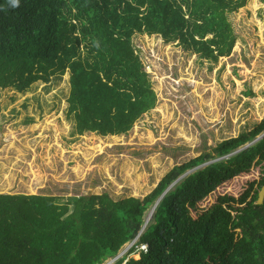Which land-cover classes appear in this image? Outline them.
Segmentation results:
<instances>
[{
	"label": "trees",
	"instance_id": "16d2710c",
	"mask_svg": "<svg viewBox=\"0 0 264 264\" xmlns=\"http://www.w3.org/2000/svg\"><path fill=\"white\" fill-rule=\"evenodd\" d=\"M247 1L0 0V88L24 93L70 70L69 116L78 133L128 134L158 101L134 36L159 35L218 62L236 46L229 15ZM262 136L264 120L175 167L144 199L102 194L58 204L50 196L0 195V264H104L137 239L115 264H264ZM255 168L263 177L241 196L224 194L194 215Z\"/></svg>",
	"mask_w": 264,
	"mask_h": 264
},
{
	"label": "rangeland",
	"instance_id": "374dc122",
	"mask_svg": "<svg viewBox=\"0 0 264 264\" xmlns=\"http://www.w3.org/2000/svg\"><path fill=\"white\" fill-rule=\"evenodd\" d=\"M229 21L236 46L218 62L159 35L134 36L158 101L128 134L78 133L69 116L70 70L51 83L37 81L24 93L0 88V195L50 196L58 204L102 194L144 199L175 167L253 130L264 120V0H248ZM262 177L261 168H255L227 183L194 215L224 194L241 196ZM155 210L146 213V225ZM135 243L104 264L124 258Z\"/></svg>",
	"mask_w": 264,
	"mask_h": 264
},
{
	"label": "water",
	"instance_id": "95a60500",
	"mask_svg": "<svg viewBox=\"0 0 264 264\" xmlns=\"http://www.w3.org/2000/svg\"><path fill=\"white\" fill-rule=\"evenodd\" d=\"M264 136H262L261 138H258L257 139V141H259L260 139H262ZM256 141V142H257ZM255 143V142H254ZM254 143H252V144H250L249 145V147L251 146V145H253ZM248 147V146H247ZM244 149H246V148H244ZM244 149H242V150H244ZM242 150H240V151H242ZM240 151H238L237 153H239ZM236 154V153H235ZM235 154H232L231 156H233V155H235ZM175 185V184H174ZM173 185V186H174ZM172 188V187H171ZM170 188V189H171ZM170 189L168 190V191H170ZM264 203V187L262 188V190H261V192H260V195H259V201H258V204H260V205H262Z\"/></svg>",
	"mask_w": 264,
	"mask_h": 264
},
{
	"label": "clouds",
	"instance_id": "9594fccd",
	"mask_svg": "<svg viewBox=\"0 0 264 264\" xmlns=\"http://www.w3.org/2000/svg\"><path fill=\"white\" fill-rule=\"evenodd\" d=\"M141 234H142V233H141ZM137 240H138V239H137ZM137 240H136V242H137ZM147 246H148V245H147ZM142 247H144V245H142ZM147 250H148V249H147ZM145 251H146V250H145ZM128 253H130V251H129ZM128 253H127V254H128ZM129 256H130V255H129Z\"/></svg>",
	"mask_w": 264,
	"mask_h": 264
},
{
	"label": "built area",
	"instance_id": "2783aa9c",
	"mask_svg": "<svg viewBox=\"0 0 264 264\" xmlns=\"http://www.w3.org/2000/svg\"><path fill=\"white\" fill-rule=\"evenodd\" d=\"M147 251V250H146Z\"/></svg>",
	"mask_w": 264,
	"mask_h": 264
}]
</instances>
